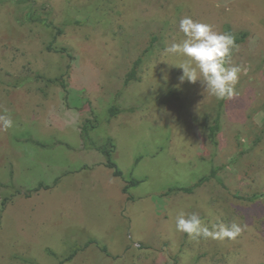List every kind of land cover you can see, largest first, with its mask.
<instances>
[{
	"label": "rangeland",
	"instance_id": "1",
	"mask_svg": "<svg viewBox=\"0 0 264 264\" xmlns=\"http://www.w3.org/2000/svg\"><path fill=\"white\" fill-rule=\"evenodd\" d=\"M30 9L0 0V112L16 124L0 132V209L16 190L60 182L8 198L0 264H58L91 240L108 255L91 245L65 264H264V0H34L37 15L64 27L55 45L74 53L68 105L44 79L60 77L69 60L46 49L55 31L27 21ZM184 16L247 33L231 58L247 71L239 96L223 102L217 146L207 129L222 100L200 82L181 83L186 58L163 52L184 38ZM140 58L138 81L125 85ZM112 105L120 114L107 122ZM94 116L92 141L111 138L124 178L142 181L127 194L101 153L84 146L81 127ZM212 169L216 179L192 194L169 193ZM181 211L244 230L234 240H192L176 230Z\"/></svg>",
	"mask_w": 264,
	"mask_h": 264
},
{
	"label": "clouds",
	"instance_id": "2",
	"mask_svg": "<svg viewBox=\"0 0 264 264\" xmlns=\"http://www.w3.org/2000/svg\"><path fill=\"white\" fill-rule=\"evenodd\" d=\"M179 31L184 34L180 41L173 40L166 45L165 55L182 56L186 59L178 66L183 70L180 82L196 84L200 82L205 93L218 100H231L239 96L237 84L244 65L231 64V58L238 45L231 33L220 32L214 25L184 16L179 21ZM16 126L7 109L0 112V132ZM176 230L188 235L189 239H236L244 230L235 221L209 227L196 213L179 212L175 219Z\"/></svg>",
	"mask_w": 264,
	"mask_h": 264
},
{
	"label": "trees",
	"instance_id": "3",
	"mask_svg": "<svg viewBox=\"0 0 264 264\" xmlns=\"http://www.w3.org/2000/svg\"><path fill=\"white\" fill-rule=\"evenodd\" d=\"M18 3L20 5H30L31 6V9L27 13V21H29L31 23L44 25V26H46L50 29H53L55 31V34H53V37H52V41L47 46L46 49L48 51H51V52L53 51L54 53L61 54V55L65 56L69 60V62H68V65H67L65 72L60 77L55 78V79H44L41 77V79L45 80L46 86L58 84L63 90L64 101L68 105L69 104L68 103L69 91H68V83L66 81V76L69 74V71L71 69V64H72V61L74 60V53L69 48L59 47V46L55 45L58 37L64 33V27L55 26L49 19L37 15L34 12V0H18ZM42 10L46 11L47 9L45 7H43ZM227 33H231L235 37V42L237 45L242 44L247 39V33H241L239 35H235L229 28L227 29ZM142 62H143V58H140L134 64L133 69L131 70V72L126 77L125 85H129L133 82L138 81L139 69H140ZM223 102H224V100H222V103L219 105L216 116H215L212 124L207 129L208 130V138H209L210 142L215 146H217V144H218L217 138H218V135L221 131ZM119 114H120V110L116 105L110 106L108 111H107V115H108L107 119H106L107 122L111 121L113 118L117 117ZM99 125H100L99 120L95 116L92 119H88V120H85L83 122L82 127H81V138L83 140L84 146L88 147V148H94L98 152L101 153V155L104 157V160H105L104 166L107 169L112 171V175L115 178H121V179L125 180V187L123 189V192L127 194L130 188L137 187L138 185H140L142 183V181H139V180H136L133 178L126 180L124 178L122 171L118 168V166H117V164L113 158L116 146L114 144V141L111 138L106 139L104 141V143H102L101 145H98V146L92 141L90 134H91V132L97 130ZM30 142L33 144H36L37 146H40L41 148H47L48 147L46 144H41L35 140H30ZM86 168L87 167H83L82 169H86ZM216 177H217V172L215 169H212L208 176H204L203 178H201L192 187L173 188L169 191V193L173 194V193L182 192V193H186V194H192L196 189L200 188L203 184H205V183H207L213 179H216ZM10 180H12V176H10ZM59 182H60V179H56L52 185L39 184L36 188L26 191V193H23L20 190H16L15 193H13L11 195L12 197H5L1 203L0 226H1V217H2L1 214H2V212L5 210L7 204L10 201H12L16 196L24 194V196H26V198H30L34 194L39 193L40 191H46V190H50V189L55 188L59 184ZM0 186H1V183H0ZM8 198H10V201ZM91 245H96L97 248L100 249L101 252H104L105 254L108 255V252L105 248L99 247V245L96 241L91 240L83 248L76 249L73 252H71L66 258L59 261L58 264H65L67 262H70L71 260H73L78 255L79 252L83 251L84 249H86L87 247H89ZM22 262L25 264H37L33 260H26V259H22Z\"/></svg>",
	"mask_w": 264,
	"mask_h": 264
}]
</instances>
